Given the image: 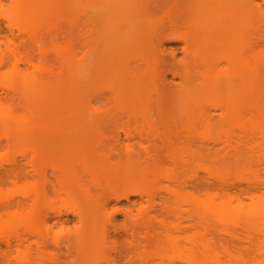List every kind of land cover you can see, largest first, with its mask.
<instances>
[{"label":"bare ground","instance_id":"1","mask_svg":"<svg viewBox=\"0 0 264 264\" xmlns=\"http://www.w3.org/2000/svg\"><path fill=\"white\" fill-rule=\"evenodd\" d=\"M20 1L24 2L25 0ZM30 1L33 0H26L25 4ZM133 1L136 4L139 1L138 6L140 5L141 7L139 10H142L143 6L141 5H144L143 10L148 7L149 10L155 9V11L158 8H165L166 10H163L164 14L155 18L154 23L156 25L168 24V28L169 26L172 27L170 29L172 30L171 35L173 37L176 35L174 39L183 41L184 47L182 50L186 58L172 64L174 65V67L172 66L174 69L172 75L179 77L185 83V86L181 88L184 90L180 89L179 91H185L190 86L189 67L208 60L207 55L211 45V43L208 44V36L206 37L208 28L204 27L203 24L201 25L202 20L200 21V17L208 14L211 22L212 19H219L217 23H214V26H216L215 30L221 33V43H215L214 45H220L224 50L222 59L225 64L222 73L226 82L223 86L224 92L221 95L222 108L226 113L231 114L235 110V101L241 96H251V99H253V96L257 94V96L261 95V98L262 95L264 97V92H259L263 89L259 90L258 88L259 84H264V66L258 61L259 55L262 58L264 57V36L256 35L257 29H260L262 23H264V0H208L202 4L196 2L188 4L189 0ZM133 1H129L131 2V5L129 4L131 7L136 5H134ZM142 1L145 4H142ZM147 1L148 3L150 2L148 5ZM124 2H127V0H124ZM138 6L136 5V7ZM143 10L141 12L136 11V13H141H137V15L139 14L138 16L139 18L141 16L142 20L148 18L147 12L145 11V13ZM183 10L185 11L183 12ZM136 13L134 14L136 15ZM131 14L134 16L133 12ZM145 14L147 17H144ZM201 14L202 16H199ZM61 16L63 17L64 15ZM221 16L224 19H221ZM178 17L179 20L177 21ZM86 18L88 19L85 16ZM85 19L82 20L81 25L84 23L87 25L90 22V19H86L87 21ZM180 28L183 30L181 31ZM56 29L57 27L54 24L28 30L23 29L19 30L18 33L21 31V33H24L25 31L28 41L20 40L14 44V41H12L13 37H11L12 39H7V36L5 37L6 41H3L6 43L4 44V46L6 45L5 50L10 51L12 58L10 65L17 71V76L13 79L17 83L15 82L16 85H14L15 83L13 82L14 84L8 87L0 85V91H16L13 97L16 101L15 103L11 96L2 97L3 102L0 103V111L16 117L18 124L14 128L15 131L13 130L15 135L13 144L21 143L24 147V151L22 150L23 152H20V155L26 156V152L33 154L23 165L19 164L15 158H11L9 164L12 165V168L5 170V175H0V187L11 183L14 188V192H9L10 196H5L0 200V224L13 223L16 228L22 229L20 234L15 231V234L4 237L2 242L5 244L6 253L3 254L0 264H82L83 262L88 264H115L113 259L109 257L107 250L115 251L117 249L116 245L113 243L111 247H107L106 244L109 241L110 233H116L118 230L123 231L130 237L126 242L129 249V253L127 250L128 260H130L128 264H147L146 258L151 259L153 256H156L159 260L158 264H175V262L182 264H219V254L215 251L214 245L208 239L207 234L210 221L207 216L210 208L212 209L211 213L216 218H223L230 226V230L224 232L227 236H233V233L236 232L235 229L238 228H242L249 233L250 229L247 230V225H252L253 221L260 227L258 229L259 232L263 230L264 219L262 212L258 209V212L253 217V213L251 214L250 210H244L241 199L246 193H249V199L251 201L255 199V205L259 208V205L264 203L263 194L257 196L255 193L248 192V189H242L237 190L239 193L236 192L238 193L236 195H234V191V197H229V194L227 196L224 195L225 197H220L223 193H218L217 191V193H211L210 191L212 190H208L203 177L197 179L196 173H192L190 176L185 175L186 169L191 168L190 166H195L196 169L203 172L210 167L208 159L212 157H208V148L205 144V137L202 134H198V137H196L192 132H189L188 135L182 138L179 131L185 130L184 127L182 126L181 129L177 127L172 131L168 123L159 124L161 131H158L159 127L154 124V119H149L148 122H145L146 129H144L142 124L139 128L134 125L130 129L129 119H127L125 121L126 124L123 122V125L125 124L124 127L120 126V128L122 127L121 130L124 131L125 142H120L117 135H115L117 138H114V135L107 136L102 132L101 121L107 116L109 119L106 118V121H112L113 119L111 111L104 106V104L108 103V99H103V101L105 100L102 102L103 105L101 104L104 106L103 110L102 107L92 110L95 116L99 115L97 116L98 118L105 116V118L103 116L100 119L101 121L96 117L99 122L96 120L95 125L98 122L100 127L98 124L96 126L99 127L98 129L93 126V130L91 129L92 132L95 130L93 133L89 131L90 129L85 123H77L75 125L68 123L60 129L50 127L52 129L50 131L57 134L60 133L59 135L62 136V141L66 145V153H64L66 155L61 161L57 158L55 161L51 159L52 162H49V159H46L43 153L47 150L46 142L41 141L44 135L41 134L43 133L42 130L49 131L47 130L48 124L46 122V125L40 121H43L44 117L45 120L50 117L47 115L48 111L42 108L38 109L36 106L46 103V99L42 95L45 93L44 91L54 90L53 87L55 88L53 82H55L54 78L58 72L55 69L58 52L61 53L62 50L66 49L69 52L72 48V43L69 39L67 44L63 40L65 42L62 41L64 46H60L57 42ZM210 30L212 29L210 28ZM155 35V39L148 44L145 53H142L144 49L140 47L138 52H136L137 55L133 56L132 60L136 57L137 59L139 58L140 62L135 59L136 63L127 62L125 64L127 59L125 56L127 54L125 56L121 54L122 59L123 57L125 58V60L121 61L125 62L124 65H121L122 62L119 63L118 67L121 66L124 69L117 68V71H122V75L125 73L127 77L131 73L129 75L132 79L130 86L135 82L134 87L131 86V90L136 89L139 84L138 79L142 78V75L148 72L151 73L154 76L150 85L151 90L153 89L152 91H154L157 98L161 95L162 98H165L166 92L172 90L169 86L170 84L165 83V77L170 72L171 63L174 61H170V63L168 60H163L162 57L163 55L167 56V54L173 57L174 52H166L161 49L160 46L164 37L162 33L159 34L158 30ZM164 40L167 39L165 38ZM3 42L1 43L3 44ZM1 43L0 45H2ZM8 45L11 46V49L7 48L9 47ZM127 46L129 47V45ZM35 51L39 55L38 58L34 56ZM83 57H81L82 61L84 60ZM1 58L0 64L2 65L3 58ZM82 61L78 64L84 65L85 60L83 64ZM62 62L64 63V60ZM251 62H254L252 68ZM19 64L26 66L28 69L25 71L18 69ZM212 68L213 66H210V69ZM121 73H118V75ZM218 73L219 77H222V73L220 71ZM214 80L216 79L212 77L210 82L213 83ZM207 82L209 84V81ZM170 83L172 82L170 81ZM52 85L54 86L52 87ZM26 89L30 92H21L26 91ZM118 90L123 92L129 91L130 88L122 85ZM241 91L254 92L242 93ZM122 92L116 93L113 97L119 103L124 100ZM180 93L176 94L177 97L187 96ZM99 95L97 96L99 97ZM257 96L255 95L256 100ZM85 100L88 99L86 98ZM258 100L257 102L261 100L263 102V99L258 98ZM84 101H82L83 104L85 103ZM261 104L264 105V103ZM50 112V114H54L52 111ZM83 113L88 112L84 111ZM120 114H125L126 118L129 116L128 113L123 111H120ZM147 114H149L148 111ZM164 114H176L180 116V119L188 117L192 129L209 124L208 115L197 110L161 111V109L156 108L155 116L158 119H161ZM119 119L121 120V118ZM119 119L117 121L122 124ZM106 124L109 125L108 122L105 123V126H107ZM45 126L47 129H45ZM37 130H39L38 133L40 134L34 136L32 133ZM56 133L54 135H57ZM136 137L138 140H136ZM132 140L135 142H131ZM255 144L260 146L259 142ZM241 145L246 148V141L241 139ZM44 147L45 150L43 151ZM212 152L209 153L211 154ZM241 155L242 159L236 158L234 163L238 162L237 164H240L241 161H245ZM225 161L222 160L221 167L227 163L225 166L230 169L233 159ZM228 162L231 163L228 164ZM45 163H50L49 167L53 171L49 175L50 177L45 173ZM24 166L31 168L32 175L28 174L30 173L28 172L29 168L27 169ZM233 167L235 168V166ZM62 169L64 171L61 172ZM160 177L168 181L172 186L155 187V181ZM195 178L199 180L195 183L196 185L193 183ZM259 183L264 185V180L260 179ZM249 189L255 192L257 187L252 186ZM159 191H163V194L158 193ZM15 195H18L21 200L16 201ZM130 196H136L139 200L129 202V205L123 208L114 207L107 210L109 200L128 201ZM215 199L222 200V203L213 205L212 202ZM44 200H57L58 202L56 201L57 203L53 204V206L47 205L49 207H46L40 204ZM233 201H235V205L232 204ZM182 205H185L186 208L182 209ZM152 211H156L157 215H152ZM115 214H121L124 218L120 224H114L113 216ZM183 214H185V217ZM62 215H72V217L76 218V221H69L71 219L61 220L60 217ZM167 217H171V220H168ZM184 220H188L190 222L187 221L189 225H183L185 224L183 223ZM68 223H71L72 226L69 227ZM76 223L78 224L76 225ZM58 225L59 227H57ZM99 225L100 229H98ZM53 227L63 228L64 231H60L65 232V235L51 237L50 232ZM248 228L251 227L248 226ZM54 235L59 236L60 234ZM238 235L234 237L243 244L239 243V246H236L238 248H236L237 251L235 252L237 255L235 257L232 256L231 250L227 247L224 248L223 252L230 257L228 260H234L235 264H253L255 258L251 255L250 234H245L242 237ZM30 237L34 239L29 240ZM93 238L94 240H92ZM90 240H92V244L95 242L94 248L96 249L91 247L92 251H97V249L104 250L102 251L104 253L107 251L106 255L102 253L103 256L100 251L99 254L102 257L96 256L100 258L97 261L86 257L91 252L86 250L92 244H89L88 247L85 246L86 250L81 247L83 242L88 241L90 243ZM246 244L249 247L245 246ZM62 247L65 248L64 253L50 251V248L61 250ZM146 250L148 252H145ZM170 250L172 252H169ZM170 253L172 255L167 256ZM143 254H145V257H143ZM165 257L169 260L168 262L163 261ZM255 264L262 263L258 262Z\"/></svg>","mask_w":264,"mask_h":264},{"label":"rangeland","instance_id":"2","mask_svg":"<svg viewBox=\"0 0 264 264\" xmlns=\"http://www.w3.org/2000/svg\"><path fill=\"white\" fill-rule=\"evenodd\" d=\"M25 1L23 2L20 0H0V43L6 41L5 40L6 38L10 39L11 37H13L12 41H14V44L18 43L20 40L28 41V36L25 34L26 32L24 31V33H21L22 32L21 31L20 33H18L19 30H23V29L28 30L35 27H46L50 24H54V26L57 27L56 29L57 42L60 44L61 47L64 46L63 44L64 41H66L67 44L68 39L71 40L72 43L71 51H69L70 53L67 52L68 51L67 49H66L67 51L62 50L61 53L58 52L55 63V69L56 72L57 71L58 72L56 73L54 78L55 82H53L55 88L53 87L54 85H52L54 90L51 89L50 91H44L45 93H43L42 95L46 99V103L38 104L36 106L38 107V109L42 108L43 110L48 111L47 115H49L48 117H50L47 118L49 121L47 119L45 120V117L43 121L42 120L40 121L41 123L46 124L47 122L48 124V125L46 124L48 126V129L46 126L45 129L49 131L42 130L43 133L41 134L44 135L41 141L46 142L45 145L47 146L46 147L47 150H45L44 147L43 151L45 150V152L43 153L45 154L46 159H49V162H52L51 159L55 161V159L57 158L58 160L61 161L62 158L65 157L66 155L64 154L66 153L65 152L66 145L65 142L62 141V136L59 135L60 133L57 134L56 132L55 133L57 135H54L55 133L50 131L52 130L50 127H52L53 129L56 128L60 129L62 126H65V124L68 123L70 125L71 124L75 125L77 123L78 124L85 123V125H88V128L90 129L89 131L92 132L93 126L95 128L99 120L104 116L103 115L101 116V118H98L97 116L99 115L95 116L92 110L98 107L100 108L102 107L103 110V107L105 106L113 114L112 121H106L107 119H109L108 116L106 117L107 119L104 116L106 120L105 119L103 121L100 120L102 129L104 131L101 128L100 130H102V132H104L105 135L107 136L114 135V138L115 137L117 138L118 136L120 142H125L124 131H122L121 129L126 124L125 121L127 119H129L130 129H132L134 125H136L139 128L141 124L143 125L144 129H146L147 127L145 126V122H148L149 119L155 120L154 124L158 125L159 127L158 131H161L159 124H163V123L170 124V128L172 131L175 130L174 128L179 127L181 129V127L183 126L185 130L179 131L182 138L185 135H188L189 132H192V134L196 135V137H198V134H202L205 137V142H206L205 144L209 149V150L207 149L208 157L209 158L212 157L211 159H208V161H210L209 162L210 167L207 171L203 172L196 169L195 166L194 167L190 166L191 168L189 169L187 168L185 171L186 176L187 175L190 176L192 175V173H196L198 177L197 179L203 177L205 181L204 183L207 186L208 190L210 189L212 190L210 191L211 193L216 191L218 193L219 192L223 193V195L221 194L220 197L224 195L227 196L228 194L229 197H234V195L238 194L239 193L238 191L242 189L244 190L248 189V192L255 193L257 196L259 195L261 196L262 194L264 196V185H261L259 183L260 179L264 180V105L261 104L264 103V97L262 95L261 98V95H259L260 93L258 94L260 97L257 96V94H255L258 98L263 99V102L261 100L260 103L257 102L258 98L256 100L255 95L253 96V99H251L252 98L251 96L249 97L241 96L235 101L234 103L235 110L231 114L226 113L225 110L222 108L221 95L224 92L223 86L226 82L222 73L225 64V61L222 59L224 50L220 45H214L215 43L216 44L221 43L220 41L221 33L218 32V30H215L216 26H214L215 25L214 23L215 22L217 23L219 19L218 20L216 18L214 20L212 19L211 22V18L208 14H206L205 16H202V14L199 15L202 16L200 17L201 18L200 21L202 20L201 25L203 24L204 27L208 28L206 37L208 36V41H209L208 44L211 43L207 55L208 60H205L204 62H199L198 65L196 66L189 67V73H190L189 77L191 78L190 86L185 91H179L182 87L185 86V83L179 77L172 75L174 71V69L172 68V66L174 67V65L172 64L173 63L175 64V62H178L181 59L184 60L186 58L182 50L184 47V43L181 40L174 39L176 35L174 37L171 35L172 34L171 33L172 30H170L172 29L171 26H169L168 28L167 26L168 24L166 23L160 25H156L154 23L155 18L164 14L163 10H166L165 8L162 9L158 8L160 10L157 9L155 11V9L149 10V7L148 8L146 7L147 9L143 10L144 5H141L143 6L142 10L144 12L146 11L147 13L146 12L145 13L148 16L147 19L142 20L141 16L140 18L138 16L139 14H141L139 12L142 11L141 9H140L141 11L139 10V8H141L140 5L138 6L139 1L138 4H136L134 3L133 0L132 1L134 5L136 4L138 7H136L135 5L132 6L133 7L132 8L130 6L131 5L130 4L131 2H129L130 0H127V2H124V0H33L27 2L26 4ZM148 1H147V5L150 3V2L148 3ZM207 1L208 0H189L188 4L189 3L192 4L195 2L202 4V3H206ZM142 4L145 3H143L142 1ZM136 11H139L137 12L139 13L138 15ZM184 11L185 10H183V12ZM132 12L135 17L132 16V14L130 15V13ZM134 13H136V15ZM146 14L144 17H147ZM61 15L64 16L62 17ZM85 16L88 17V19L86 18L87 20L90 19V22L88 21L90 24L88 23L86 25L84 23L87 21L85 19ZM220 18L224 19L223 16H221ZM84 19L86 21H84L83 22L84 24L81 25L82 20ZM178 20L179 17L177 21ZM164 21L166 20L164 19ZM210 28L212 30H210ZM157 30L159 34L162 33L164 39L165 38L167 39V40L163 39L164 41L162 40V44L160 46L161 49H163L166 52H170V51L174 52L173 57L168 56V54L167 56L163 55L162 57L163 60H168V62L174 61L172 63L170 62L171 63L170 72L167 73L165 77L166 79L165 83L168 85L170 84L169 86L172 89L171 91L166 92L167 95L165 98H162V95L158 96L157 98L154 91H152L153 89L151 90L150 85L154 77L153 75H151V73L148 72L142 75V78L138 79L139 84L136 87V89L131 90V86L134 87L135 84L134 82V84L130 86V83H132L131 82L132 79L129 75H131V73L128 75V77L127 75H125V73L124 75H122L123 73H121L122 71L120 69H122L123 67L121 66L118 67L120 65L119 63L122 62L121 60H125V58H127L126 62L124 61L125 64L127 62L136 63V60L137 62H140L138 60L139 58L137 59L136 57L134 58V60L136 59L135 61L132 60L133 56L137 55L136 52H138V49L140 47L144 49L142 53L146 52L148 44H150V42L155 39L154 36L156 37L155 33L157 32ZM180 30L182 31L183 29L180 28ZM256 35L264 36V23H262L260 29H257ZM166 36L167 37L170 36V37L167 38ZM4 44L6 43L3 42V44L0 45V58L1 57L3 58V59L1 58L3 60V64L2 65L0 64L1 65L0 85L2 84L1 86L6 85L8 87L16 82V80L13 79L16 78L17 71L14 67H12V65H10V61L12 58L9 53L10 51L8 52L5 50L6 45L4 46ZM127 45H129V47ZM7 48L11 49V46ZM121 54L123 56L127 54L126 55L127 57L125 56V58L123 57L122 59ZM34 56H36L35 58L39 57L37 51H35ZM81 57H83V59L85 60L86 65L83 62L84 60L82 61ZM53 58H54V54H53ZM261 58L262 56L259 55L258 61L261 62L262 66H264V59H263L264 57L262 59ZM80 59L82 61V64L84 63L85 66L81 65V63L78 64L79 62H81ZM63 60L64 63L62 62ZM124 62H122L121 65H124ZM253 63L254 62L250 63L251 68ZM210 66L211 67L213 66V68L210 69ZM117 68H120L119 71L121 72H118ZM18 69L25 71L28 68L24 65L19 64ZM218 71L222 73V77H219ZM117 72L121 74L118 75ZM212 77L213 79H216L213 82L214 84L210 82L212 80ZM100 79L102 80L100 81ZM170 81L172 83H170ZM207 81H209V84ZM16 83L14 85H16ZM122 85L125 87L129 86L130 90L123 92L119 91L118 89ZM258 88L259 90L260 89L264 90V84H259ZM27 89L26 91H21V92L22 93L30 92L27 91ZM263 90L262 91L260 90L259 92H264ZM14 92L16 91H0V96H1L0 103L3 102L2 97L4 96L5 97L11 96L13 98ZM98 92L102 94L99 95ZM119 92H122L124 96V100H122L123 102L121 103H119L117 99L113 98L115 94ZM241 92L244 93V92H254V91H241ZM178 93L187 96L177 97ZM87 95L89 98L87 97ZM97 95H99V97ZM82 97L85 99L87 98L89 101L85 99L84 101ZM103 99L105 100L108 99V103H106V105L104 104V106H102L103 105L102 102L105 101V100L103 101ZM13 101L14 103L16 102L14 98ZM82 101H84L86 104L85 103L83 104ZM99 102L100 105L102 104L101 106L99 105ZM156 108L161 109V111H169V110L178 111L180 109H192L194 111L197 110L200 113L203 112V114L208 115L209 124L207 126L205 125L192 129V127L190 126L191 125L190 119L188 120V117L186 118L184 114H182V116H184L185 119H180V116L176 114H171V115L164 114V116L161 119H158L155 116ZM50 111H52V113L54 114H50L51 113ZM84 111L88 113H83ZM120 111L128 113L129 116H127L126 118V115L125 114L121 115ZM143 111H145V113H143ZM147 111L149 114H147ZM64 112H66L67 114L65 113L64 115ZM96 117L99 120H97ZM119 118H121V120ZM118 119L122 124H120L117 121ZM93 120H94V124H93ZM96 120L98 122L95 125ZM79 121H84V122H79ZM107 122L108 124L111 122L109 125L106 124L108 127L105 126V123ZM123 122L125 123L124 125ZM17 124L18 122L14 115H10L3 111H0V175L1 176L6 174L4 173L5 170L7 171V169L12 168V165L9 164V160H11V158L12 159L15 158L19 164L23 165L24 163L27 162L26 160L27 159L29 160L30 156L33 154L31 152H26V156L25 155L21 156L20 152L24 151L23 150L24 147L21 145V143L15 145L13 144V139L15 138L13 130ZM37 125L39 126V124ZM120 126L122 127L120 128ZM99 127L96 128L98 129ZM38 131L39 130L33 132L32 134L34 136L40 134L38 133ZM241 139L242 141L243 140L246 141V146H247L246 148L241 145ZM136 140H138V138ZM133 141L134 140H132L131 142ZM257 142L260 143V146H258V144L257 145L255 144ZM209 152L212 153L210 154ZM240 155L245 159V161H241L240 164H237L238 162L234 163V159L236 158L242 159ZM213 158L214 160H212ZM229 159L230 160L233 159L234 165L233 163L230 162L232 168L231 170V168L230 169L226 168L225 165H227V163L223 164L224 166L223 165L222 166L226 168L227 170L226 171L224 170L225 168L223 169V167H221V164H222V160L229 161ZM230 163L228 162V164ZM45 164H46L45 173L49 176L53 173V171L49 167L50 163H45ZM232 165L235 166V168ZM24 167L27 169L29 168L28 172L30 173L28 174L32 175L31 168L29 166L27 167L24 166ZM62 171L64 170L62 169L61 172ZM197 179L196 178L194 179L193 182L194 184L199 181ZM8 184L11 183H7V186L0 187V200H2L5 196H10L9 192H14V188L12 184L11 185ZM154 186L161 188L167 186L170 187L172 185L168 181H165V179L160 177L155 181ZM230 186L231 187L234 186V187L231 188ZM252 186L257 187L255 192L249 189ZM225 189L226 190L228 189L227 190L228 193L226 192ZM158 193L163 194V191H159ZM249 196L250 194L246 193L244 197H241L244 210L245 211L250 210L251 214L253 213L252 215L254 217L255 213L258 212L259 209V211L262 212L264 219V203H262V205L260 204L258 208L257 205H255L256 203L255 199L251 201L249 199ZM14 198L16 201L21 200V198L18 195H15ZM136 200H139V198L136 196H130L128 201L126 200L115 201L111 199L108 201L107 210H110L111 208L114 207L117 208H123L124 206L126 207L127 205H129L128 204L129 202ZM56 201L44 200L40 202V204L49 207L50 205L53 206V204L58 202ZM212 203L213 205H218L222 203V200L215 199L214 202ZM232 204L235 205L236 204L235 201H233ZM185 208L186 206L182 205V209ZM211 211L212 209L210 208L207 216L208 219H210L208 223L209 228L207 230V234H208V239H210L212 245H214L213 247L215 248V251L219 254L218 263L235 264L234 260L231 261L228 260L230 257L227 256V254L224 253L223 250L225 247H227L229 250H231L232 256L235 257L237 255L235 252L237 251L238 249L237 247L239 246L240 242H238L234 236L237 237V234H239L238 236L242 237L245 234L248 235L250 234L249 236L251 240L250 241L251 255H253L255 258L253 264L258 262L264 264V226L262 227L263 230L259 232L258 229L260 227H258V224H255L253 221L252 225H247V230L250 229V231H248L249 233H247L246 230L242 228H238L235 229L236 232L233 233V236L230 235L227 236L224 232L230 230L229 229L230 226L226 223V220H224L223 218H216L211 213ZM151 214L157 215V212L152 211ZM183 216L185 217V214H183ZM167 218L168 220H171L170 219L171 217H167ZM60 219L61 220L71 219L69 221H73V222L76 221V218L72 217V215H62ZM123 219L124 218L121 216V214H115L113 216L114 224H120L123 221ZM187 221L184 220L183 223L185 224L183 225H187V224L189 225L190 222L188 221L189 222L188 223ZM69 224L71 223H68V226L71 227L72 224L71 225ZM77 224L78 223H76V225ZM248 226L251 228H248ZM57 227H59V225ZM57 227L52 228L50 232L51 237L52 236L61 237V235L62 236L65 235L64 234L65 232L60 231V230L64 231V229L63 228L58 229ZM100 228L101 227L99 225L98 229ZM15 231L19 234L22 233V229L19 227L16 228V226L13 225V223H6V225L0 224V263L2 261L3 254L6 253V247L4 242L2 241H4L3 239L6 235L15 234ZM58 231H60L62 234ZM54 234L57 235L60 234V235L56 236ZM180 234L182 235V233ZM129 238H130L129 235H127L121 230H118L116 233L113 232L110 233L109 241L106 245L107 247H111L113 243L116 245L117 249L115 251L107 250L110 255L109 257L113 259L115 264L118 263L128 264V262H130V260H128L129 257L127 256L128 255L127 250L129 253V249L127 248L126 245L127 244L126 242ZM32 239L34 238L32 237L29 238V240ZM92 240H94V238ZM92 240H90V243H88V241L83 242L82 243L83 245L81 244L82 249L83 247L85 248V246L88 247L89 244H92ZM94 244L90 245L88 247V250H86V248L83 250L86 251L90 250L91 252L89 253V256L86 254L87 255L86 257L87 258L89 257L88 259L91 258L90 260L93 259V261H97V259L99 260L103 256V254L106 255L107 251L105 250L106 254L102 252L104 250L101 251L97 249V251L94 250L92 251L90 249L91 247L93 249H96L94 248L95 246ZM248 244H246L245 246L249 247ZM50 251L64 253L65 248L62 247L61 250H57L56 248H50ZM100 251L102 256L99 254ZM145 252H148V250H146ZM169 252L172 251L170 250ZM171 255L172 254L170 253L167 256H171ZM91 256L94 258H92ZM96 256H100V258ZM143 257H145V254H143ZM163 261L168 262L169 260L165 257L163 258ZM146 262L147 264H158L159 260L156 258V256H153L151 259L146 258ZM83 263L88 264L87 262L86 263L83 262ZM175 264H182V263L175 262Z\"/></svg>","mask_w":264,"mask_h":264}]
</instances>
